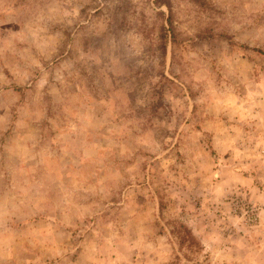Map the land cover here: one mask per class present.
<instances>
[{
    "label": "rangeland",
    "instance_id": "374dc122",
    "mask_svg": "<svg viewBox=\"0 0 264 264\" xmlns=\"http://www.w3.org/2000/svg\"><path fill=\"white\" fill-rule=\"evenodd\" d=\"M159 234L264 264V0H0V264Z\"/></svg>",
    "mask_w": 264,
    "mask_h": 264
},
{
    "label": "crops",
    "instance_id": "0c3cea01",
    "mask_svg": "<svg viewBox=\"0 0 264 264\" xmlns=\"http://www.w3.org/2000/svg\"><path fill=\"white\" fill-rule=\"evenodd\" d=\"M163 236V234H159L153 240L147 239L145 244L138 245V243H135L133 246H130V257H127L124 253V257H122L115 249L108 255H100L98 256L100 264H173L169 244L162 242L160 239ZM135 255L137 256L135 257ZM84 257L85 255L83 254V260ZM81 258L82 256L78 257L76 264L82 263L83 260ZM91 260L89 264H94L93 259Z\"/></svg>",
    "mask_w": 264,
    "mask_h": 264
},
{
    "label": "trees",
    "instance_id": "16d2710c",
    "mask_svg": "<svg viewBox=\"0 0 264 264\" xmlns=\"http://www.w3.org/2000/svg\"><path fill=\"white\" fill-rule=\"evenodd\" d=\"M180 226L187 228V226L185 224H183V223H181ZM184 238H187V239L189 238L191 242H196L197 241L195 236L193 235V233L192 232H188V231H186V235H185Z\"/></svg>",
    "mask_w": 264,
    "mask_h": 264
}]
</instances>
